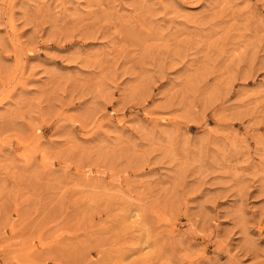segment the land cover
<instances>
[{
  "label": "rangeland",
  "instance_id": "rangeland-1",
  "mask_svg": "<svg viewBox=\"0 0 264 264\" xmlns=\"http://www.w3.org/2000/svg\"><path fill=\"white\" fill-rule=\"evenodd\" d=\"M0 264H264V0H0Z\"/></svg>",
  "mask_w": 264,
  "mask_h": 264
}]
</instances>
